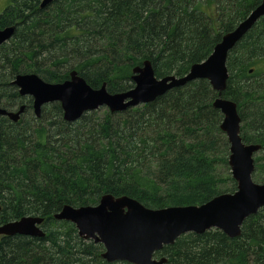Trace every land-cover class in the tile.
<instances>
[{
  "label": "trees",
  "instance_id": "16d2710c",
  "mask_svg": "<svg viewBox=\"0 0 264 264\" xmlns=\"http://www.w3.org/2000/svg\"><path fill=\"white\" fill-rule=\"evenodd\" d=\"M41 1L19 0L0 14V31L15 28L0 47V107L27 109L17 123L0 117V225L39 216L45 236H0V264H129L105 262L101 244L53 216L66 205L96 206L103 195L156 210L235 192L209 82H191L123 113L100 108L67 123L58 103L43 106L39 119L31 113L25 119L31 98L20 97L12 81L35 74L63 83L76 71L92 89L123 93L133 88V68L145 61L157 79L181 78L262 0H53L40 9ZM226 66L223 97L237 104L242 142L261 146L252 179L264 185V17ZM155 257L167 264H264V207L243 222L239 237L216 229L188 233Z\"/></svg>",
  "mask_w": 264,
  "mask_h": 264
},
{
  "label": "water",
  "instance_id": "95a60500",
  "mask_svg": "<svg viewBox=\"0 0 264 264\" xmlns=\"http://www.w3.org/2000/svg\"><path fill=\"white\" fill-rule=\"evenodd\" d=\"M53 0H42L44 9ZM264 17V0L253 9L237 27L224 35L212 54L201 64L192 65L187 75H173L157 79L151 63L145 61L132 70L133 88L123 93L109 94L105 85L92 89L76 71H71L63 83H47L35 74L17 75L12 81L20 97L32 99L33 115L41 117L45 105L58 103L63 120L78 121L84 114L100 108L110 113H123L141 105L152 103L168 91L182 88L197 80H206L216 93L212 107L222 115L220 131L229 144L227 165L236 191L220 194L210 201L196 206L187 205L148 209L127 196L103 195L96 206L74 208L64 206L54 219L71 223L79 237L103 246L101 258L107 263L167 264L165 257L155 254L170 246L182 235L203 234L216 229L229 238L239 237L243 222L264 207V185L254 183V154L260 145H246L240 137L241 119L237 104L225 99L223 93L229 78L227 58L235 46ZM14 27L0 31V47L14 34ZM21 105L16 112L0 107V117L17 123L25 111ZM1 210V207H0ZM39 216L23 217L0 226V236H27L43 238Z\"/></svg>",
  "mask_w": 264,
  "mask_h": 264
},
{
  "label": "rangeland",
  "instance_id": "374dc122",
  "mask_svg": "<svg viewBox=\"0 0 264 264\" xmlns=\"http://www.w3.org/2000/svg\"><path fill=\"white\" fill-rule=\"evenodd\" d=\"M16 1H19V0H0V14L8 7V6H10V5H13ZM209 8V7H208ZM22 105H25V107H26V104H22ZM21 106V105H20ZM19 106V107H20ZM18 107V108H19ZM18 108H15V110H8V111H12V112H16L17 110H18ZM26 108H25V111H24V113L26 112ZM29 110V109H28ZM24 113L21 115V117L24 115ZM33 114V110H32V104H31V108H30V110L25 114V119H26V117H28V115L29 114ZM21 119V118H20ZM260 156H262V150H259L257 153H255L254 154V156H253V158H254V160H255V158L256 157H260ZM254 165H255V161H254ZM229 168V167H228ZM220 169V166H219V168H218V170ZM225 171H226V169H223L222 170V173H223V175L225 176ZM254 174V173H253ZM71 224V223H70Z\"/></svg>",
  "mask_w": 264,
  "mask_h": 264
},
{
  "label": "bare ground",
  "instance_id": "6f19581e",
  "mask_svg": "<svg viewBox=\"0 0 264 264\" xmlns=\"http://www.w3.org/2000/svg\"><path fill=\"white\" fill-rule=\"evenodd\" d=\"M258 21H259V20H258ZM258 21H257V22H258ZM257 22H256V23H257ZM236 27H237V26H236ZM253 27H254V26H253ZM253 27H252V28H253ZM234 29H235V28H234ZM201 63H202V62H201ZM201 63H198V64H201ZM194 65H196V64H194ZM175 89H176V88H175ZM31 101H32V99H31ZM225 137H226V136H225ZM226 139H227V138H226ZM228 145H229V144H228ZM40 218H41V217H40ZM53 218H54V216H53ZM42 219H43V218H42ZM55 220H56V219H55ZM43 221H44V219H43ZM57 221H58V220H57ZM8 223H11V222H8ZM42 223H43V222H42ZM4 224H7V223H4ZM4 224H2V225H4ZM2 225H0V226H2ZM39 227L41 228V225H40ZM41 230H42V229H41ZM42 231H43V230H42ZM77 234H78V233H77ZM78 236H79V235H78ZM80 238H81V237H80ZM81 239H82V238H81ZM83 240H84V239H83ZM85 241H89V240H85ZM91 241H92V240H91Z\"/></svg>",
  "mask_w": 264,
  "mask_h": 264
},
{
  "label": "flooded vegetation",
  "instance_id": "af4514ba",
  "mask_svg": "<svg viewBox=\"0 0 264 264\" xmlns=\"http://www.w3.org/2000/svg\"><path fill=\"white\" fill-rule=\"evenodd\" d=\"M13 110H15V109H13Z\"/></svg>",
  "mask_w": 264,
  "mask_h": 264
}]
</instances>
